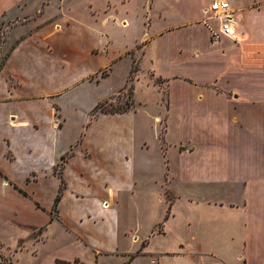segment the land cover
<instances>
[{"label": "crops", "instance_id": "0c3cea01", "mask_svg": "<svg viewBox=\"0 0 264 264\" xmlns=\"http://www.w3.org/2000/svg\"><path fill=\"white\" fill-rule=\"evenodd\" d=\"M214 1L143 0L135 39L133 0L89 3L98 25L37 22L49 3L3 22L0 218L32 232L20 244L58 225L94 264H226L236 248L251 263L264 244V0H228L235 36L218 43ZM109 25L124 39L112 63L128 61L125 80L75 97L110 76L97 63ZM138 73L135 108L92 118ZM148 74L156 96L139 101Z\"/></svg>", "mask_w": 264, "mask_h": 264}, {"label": "rangeland", "instance_id": "374dc122", "mask_svg": "<svg viewBox=\"0 0 264 264\" xmlns=\"http://www.w3.org/2000/svg\"><path fill=\"white\" fill-rule=\"evenodd\" d=\"M25 1L27 3V7H25ZM142 1L143 0H133L135 5L129 7V10L132 14L131 16H133L132 18L134 22H136V26L132 28L134 39L135 37L139 36V33L142 31L141 23L143 22L146 14L145 9H142ZM21 2H24L23 5L18 7V3ZM104 2L105 0H0V13L6 12V14H0V26H2L4 21L7 22L17 17L35 14L37 10L43 7L44 3H49V5L44 6L46 8L45 14L40 16L38 20H36L37 22L49 21V19L55 18L56 16L60 18L57 21H63L65 17L68 16L72 19V21L84 23L86 25H98L99 23L96 22V20H99L102 17V14L97 9L91 14L89 11V3L101 5L104 4ZM76 4L80 5H78L76 8H73V6H76ZM112 14L113 16H116L117 9L113 8ZM109 26L107 27V31L112 37L113 43L110 44L109 48H107V51H100V54L98 55L99 60H97V63L104 66L106 64L110 65V68L108 69L110 76L102 80V84L99 86H97V84L88 85V87L82 86L81 92H77L75 97L83 96L84 94L90 100L95 97H99V95H109L111 92L116 91L125 80L126 73L128 72L129 68L128 61L122 60L112 63L114 61V57L118 56V54L122 52L124 39L120 41V33L118 29L111 27V25ZM22 28L23 27L19 28V30ZM104 28L106 29L105 26ZM5 29L6 27L4 26L2 32L5 31ZM16 34H18V32H16ZM1 42L2 39H0V44ZM140 56L141 48H138L131 52L130 57H132L136 62ZM132 68L137 69V64L133 63ZM138 76L139 73L132 77L134 80H129L126 87L117 95H115L113 99L108 100V104H106L100 111H106L110 113L125 112L135 108L136 105L133 100L132 85L135 84ZM144 78L145 77L142 76V82L140 89L138 90L139 93L137 99H139V101L142 99H154V96H156V94L153 93L149 94L145 89L144 83H148L149 80L152 79L151 75L148 74V78ZM145 80L147 82H145ZM152 81L156 82V80L153 79ZM99 114L102 113L98 112L92 118L97 117ZM181 190L183 194L186 193L185 188H181ZM60 227L61 226L55 225L52 230L48 231V233H50L49 237L46 236L45 231L47 229L44 228V232L39 238H34V240L32 237L24 240L20 244V240L27 238L32 232L22 229L21 227H17L16 222H11L5 218H0V264H65L62 260H60L61 258L72 261L76 257L94 264L96 257L89 255L87 248L76 246L72 241V237L64 232ZM37 236L38 235L35 237ZM246 251L247 250H243L242 248L230 250L226 255L225 263L243 264L241 257ZM249 252H252L250 264H264V244L256 245L253 248H250ZM106 262L107 261L105 257L101 258V264H106ZM200 264L216 263L208 261Z\"/></svg>", "mask_w": 264, "mask_h": 264}, {"label": "built area", "instance_id": "2783aa9c", "mask_svg": "<svg viewBox=\"0 0 264 264\" xmlns=\"http://www.w3.org/2000/svg\"><path fill=\"white\" fill-rule=\"evenodd\" d=\"M212 15L220 21L219 32H212V40L218 43L222 37L234 38L235 28L230 17L231 6L228 0H215L211 5Z\"/></svg>", "mask_w": 264, "mask_h": 264}, {"label": "trees", "instance_id": "16d2710c", "mask_svg": "<svg viewBox=\"0 0 264 264\" xmlns=\"http://www.w3.org/2000/svg\"><path fill=\"white\" fill-rule=\"evenodd\" d=\"M136 71H137V70L133 69L132 72H131L132 75H133ZM131 78H132V77H131ZM106 104H108V101H104V102H102L101 104H99V105L95 108V110L93 111V116H94L95 114H97L98 112H101L102 114L110 113V112H106V111H100V110L103 109V107H104ZM111 113H118V112H111ZM35 236H36V235H34L33 238H36Z\"/></svg>", "mask_w": 264, "mask_h": 264}]
</instances>
